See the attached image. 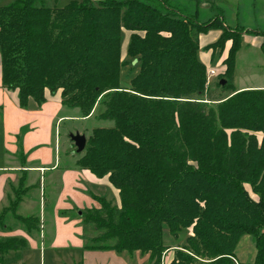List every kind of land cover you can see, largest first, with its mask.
I'll return each instance as SVG.
<instances>
[{
    "label": "trees",
    "instance_id": "16d2710c",
    "mask_svg": "<svg viewBox=\"0 0 264 264\" xmlns=\"http://www.w3.org/2000/svg\"><path fill=\"white\" fill-rule=\"evenodd\" d=\"M52 1L0 5V80L20 108L59 92L80 118L110 122L91 128L81 152L73 143L69 151L77 168L118 192V203L97 196V207L80 210L93 232L86 248L138 251L148 264H160L173 246L169 264H264V89L234 87L244 28L223 26L220 12L200 21L175 0ZM211 29L220 34L207 48L231 45L207 84L198 37ZM127 58L138 71L122 86ZM12 192L0 227L11 214L38 230L37 216L16 212L25 188ZM183 233L182 243H170ZM244 234L253 236L251 262L236 259ZM25 248L23 237H0V264Z\"/></svg>",
    "mask_w": 264,
    "mask_h": 264
},
{
    "label": "crops",
    "instance_id": "0c3cea01",
    "mask_svg": "<svg viewBox=\"0 0 264 264\" xmlns=\"http://www.w3.org/2000/svg\"><path fill=\"white\" fill-rule=\"evenodd\" d=\"M252 10V16L259 23L255 28L241 23L236 13L231 19L234 25L228 24L224 16L220 15L225 27L244 28L240 34L235 66L238 54L244 47L262 51V36L259 32L264 33L260 28V22L264 21V0L257 1ZM219 34L220 30L212 29L198 37V52L203 58L199 59L208 68L209 62L215 58V67L211 68L216 72L223 71V60L231 45V40H226L221 49L207 48ZM213 77L210 79L213 80ZM234 87L236 90L264 89V85L256 84ZM45 98L40 105L30 101L27 108H20L16 91L4 88L0 80V127L6 156L4 164H0V212L8 205L9 197H12L10 195H13L12 186L19 185L25 188V195L16 212L22 216L35 215L40 222L36 231H27L21 225L12 228L6 222L0 227V237L20 236L26 240L27 248L14 252L11 257L21 259L30 251L42 257L47 248L52 255L64 250V264H138L137 261L142 264L147 260V255L139 256L138 251L129 254L113 249L86 248L93 232L81 223L80 210L97 207V196L112 197L118 203V192L106 177L98 178L87 169L77 168L72 152H60V145H56L55 136L60 134L57 128L66 120L81 118L76 109L61 103L59 92L54 95L46 92ZM52 132H57L53 150L49 147Z\"/></svg>",
    "mask_w": 264,
    "mask_h": 264
},
{
    "label": "rangeland",
    "instance_id": "374dc122",
    "mask_svg": "<svg viewBox=\"0 0 264 264\" xmlns=\"http://www.w3.org/2000/svg\"><path fill=\"white\" fill-rule=\"evenodd\" d=\"M10 0H0V5L8 3ZM76 1L80 2L81 0H53L52 4L56 7H64L69 3ZM92 3H96L97 0H91ZM260 0H175L176 3L183 5L187 9V13L190 15H194L195 11H197L198 19L200 21H206L216 15L217 13H221L224 16V19L228 24L234 25V22L231 21L233 15L236 13L239 18L240 22H244L248 27L255 28L258 27L259 23L257 22L258 19L252 16V8L255 6V3ZM224 26V25H223ZM260 28L264 30V21L260 22ZM212 30V29H211ZM128 32L125 31L122 33L121 39V56L125 55V45L127 42ZM262 37V42H263ZM206 51V50H205ZM198 57L202 58V56L198 52ZM203 59V58H202ZM216 59L213 58L209 62V66L207 68V72L211 67H215ZM214 70V69H212ZM138 71V63L137 60L132 58H127L125 64L121 65L119 70V79L120 84L122 86H127L131 77H133ZM214 77L212 78L215 80L216 75L221 72H216L214 70ZM213 76V75H212ZM211 77V76H210ZM207 78L206 83L209 84L213 80ZM264 85V53L259 49H249L247 46L244 47L242 51L238 54L237 63L234 69V86L240 85ZM71 113V111H68ZM110 122H102L95 119V113L89 118H81L75 120H66L61 124L60 127L57 128V132L59 130L60 134L56 135L55 132H52L51 141L49 143V147L53 150L54 145V136L57 140V146L60 145V152L69 153L71 149L74 147L72 146V141L69 138L70 133H83L87 138L91 133V128L97 125H108ZM1 127H0V164H4V159L6 156L4 154L3 145H2V137H1ZM60 139V140H59ZM60 141V143L58 142ZM72 144V145H71ZM58 151V149L56 150ZM57 153V152H56ZM12 194V193H11ZM13 196V195H10ZM112 199V197H110ZM7 204V203H6ZM20 211L19 213H21ZM5 222L10 225V227H19V223L13 220V216L10 214L7 216ZM192 226H190L191 230ZM167 236V234H165ZM186 233H183L179 236L178 239L170 241L171 244H180L184 241ZM167 238V237H166ZM177 247L173 246L167 249L161 256L160 264H169L174 256V251ZM235 254L236 259L238 261L243 262H251L254 259L255 255V247H254V240L251 234H244L240 237L238 243L235 247ZM65 251H60L57 253L58 255L50 254V251L45 248L44 255L39 257L37 252H29L25 253L21 259H19V264H64L65 260ZM14 254V251H9L3 262L1 264H17L16 262L18 259L11 257ZM139 256H143L142 254L138 253ZM145 255V254H144ZM138 264L139 261H137ZM142 264H148L147 260L143 261Z\"/></svg>",
    "mask_w": 264,
    "mask_h": 264
},
{
    "label": "water",
    "instance_id": "95a60500",
    "mask_svg": "<svg viewBox=\"0 0 264 264\" xmlns=\"http://www.w3.org/2000/svg\"><path fill=\"white\" fill-rule=\"evenodd\" d=\"M220 82L221 84H223L224 80H220ZM68 136L75 147L74 152L76 153L81 152L84 149L85 144H86L85 135L83 133L75 132V133H70Z\"/></svg>",
    "mask_w": 264,
    "mask_h": 264
},
{
    "label": "built area",
    "instance_id": "2783aa9c",
    "mask_svg": "<svg viewBox=\"0 0 264 264\" xmlns=\"http://www.w3.org/2000/svg\"><path fill=\"white\" fill-rule=\"evenodd\" d=\"M214 70L212 69H209L208 72H207V78H209L210 76L214 75Z\"/></svg>",
    "mask_w": 264,
    "mask_h": 264
}]
</instances>
